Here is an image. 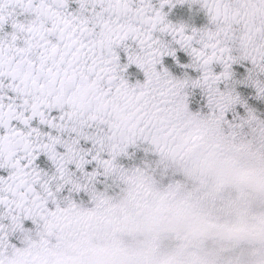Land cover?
Here are the masks:
<instances>
[{
  "label": "snow or ice",
  "instance_id": "6c2138e0",
  "mask_svg": "<svg viewBox=\"0 0 264 264\" xmlns=\"http://www.w3.org/2000/svg\"><path fill=\"white\" fill-rule=\"evenodd\" d=\"M0 264H264V0H0Z\"/></svg>",
  "mask_w": 264,
  "mask_h": 264
}]
</instances>
